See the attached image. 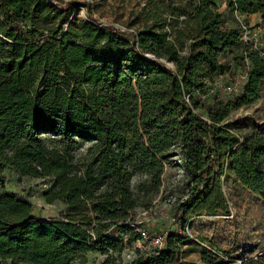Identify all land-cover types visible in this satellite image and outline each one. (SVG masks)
<instances>
[{"label":"trees","instance_id":"trees-1","mask_svg":"<svg viewBox=\"0 0 264 264\" xmlns=\"http://www.w3.org/2000/svg\"><path fill=\"white\" fill-rule=\"evenodd\" d=\"M55 1L0 0V186L6 169L48 178L45 202L66 206L43 220L15 192H0V264H85L87 252H121L140 239L132 177L146 176L138 190H158L173 156L187 190L174 220L229 214L223 174L264 200V130L242 134L229 119L264 94V57L249 51L242 92L200 110L240 55L219 0H148L135 31L100 24L89 11L70 18L78 0ZM233 6L259 13L264 26V0ZM184 237L168 230L161 249L138 250L131 264H180ZM201 259L218 264L204 250ZM241 264H264V254Z\"/></svg>","mask_w":264,"mask_h":264},{"label":"rangeland","instance_id":"rangeland-1","mask_svg":"<svg viewBox=\"0 0 264 264\" xmlns=\"http://www.w3.org/2000/svg\"><path fill=\"white\" fill-rule=\"evenodd\" d=\"M85 1L88 2L87 5ZM146 6H148V0H78L70 6V18L73 15L86 18L89 11L100 24L135 31L141 25ZM179 18H183V15ZM219 58L222 62H229L227 54ZM231 76L232 74L228 73L215 78V82L209 85L207 94L201 99L200 110L205 113L212 100L219 101L227 98L228 94L223 90L222 84ZM229 119H236L237 124L241 125L242 134L250 132L255 126H261L264 130V94L255 103L242 106L232 112ZM89 144L90 142L85 141L76 155L82 156ZM178 165V157L173 156L171 162L166 164L160 187L148 194L137 188L138 183L146 176L135 174L132 177L130 185L138 204L132 213L134 220L151 231L164 232L174 229L185 234L184 238L187 239L180 243V264H204L201 259L203 250L218 264H241L239 260L245 256L256 255V252H259L258 256H262L264 254V200L243 187L231 175L223 174L220 177L229 214H218L221 216L215 217L216 215L202 212L189 217L179 216V221L174 220L178 203L187 197L185 181L180 177ZM4 175V184L0 186V192H15L20 198L30 202L33 214L37 218L57 219L65 212L66 206L61 201L51 204L45 202L43 192L51 184L48 178L24 177L11 169H6ZM173 196L176 197V201L174 204H168V198ZM177 200H179L178 203ZM177 222L178 224H175ZM113 233L115 231H110L109 234ZM184 243H188V246H184ZM126 249L137 257L138 250L149 248L146 243L136 240L121 252H112L109 258L106 253L90 251L86 253L85 264H131L132 260L125 257L123 253Z\"/></svg>","mask_w":264,"mask_h":264},{"label":"built area","instance_id":"built-area-1","mask_svg":"<svg viewBox=\"0 0 264 264\" xmlns=\"http://www.w3.org/2000/svg\"><path fill=\"white\" fill-rule=\"evenodd\" d=\"M229 0H219L218 9L220 11H226L228 18V23L233 25L238 29V37L241 43L240 55L238 58V65H236L235 71L233 72L231 78L222 84L223 90L227 94L238 95L242 92L243 85L247 81L248 72L250 70V65L248 61L247 54L249 51H255L260 56L264 57V26L260 23V17L252 16V13H247L239 10L236 6L232 9L228 8ZM149 57V54H146ZM221 75V74H220ZM264 89V79L261 85ZM231 131V130H230ZM234 133L233 131H231ZM239 139L241 138L239 134L234 133ZM180 172V177H183V169L178 165ZM176 197H169L167 203L174 204ZM179 200H177V203ZM130 218L133 219L131 223L133 229L139 233L140 239L137 242H144L148 245L149 249L157 251L161 249L165 244V237L168 230L164 232L151 231L144 228L141 223L136 222L132 214ZM174 221V220H173ZM140 247V246H139ZM108 253H112L111 249H108ZM125 257L129 259L134 258V254L126 249L124 252ZM241 263V260H239Z\"/></svg>","mask_w":264,"mask_h":264},{"label":"crops","instance_id":"crops-1","mask_svg":"<svg viewBox=\"0 0 264 264\" xmlns=\"http://www.w3.org/2000/svg\"><path fill=\"white\" fill-rule=\"evenodd\" d=\"M252 16L260 17L259 13H257V12L252 13ZM218 216H221V215H216L215 217H218ZM183 245H184V246H188V243H184ZM256 248H258V247H256ZM262 252H263V251H262ZM258 255H259V252H256V255L245 256L243 259H247V258H255V256H258Z\"/></svg>","mask_w":264,"mask_h":264},{"label":"water","instance_id":"water-1","mask_svg":"<svg viewBox=\"0 0 264 264\" xmlns=\"http://www.w3.org/2000/svg\"><path fill=\"white\" fill-rule=\"evenodd\" d=\"M49 1L56 2L55 0H49Z\"/></svg>","mask_w":264,"mask_h":264}]
</instances>
